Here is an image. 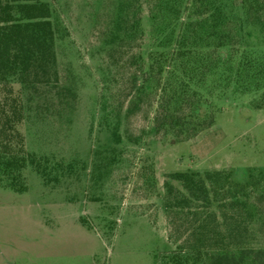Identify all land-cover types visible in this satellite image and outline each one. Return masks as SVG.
Here are the masks:
<instances>
[{"label":"rangeland","instance_id":"1","mask_svg":"<svg viewBox=\"0 0 264 264\" xmlns=\"http://www.w3.org/2000/svg\"><path fill=\"white\" fill-rule=\"evenodd\" d=\"M241 1L46 0L53 65L37 81H11L23 107V146L35 158L22 167L23 190L0 183V240L16 246L14 264H169L167 252L186 243L162 206L166 172L217 169L264 186L262 88L226 86L208 97L212 123L176 140L153 129V99H134L127 76L139 66L132 54L144 59L157 48L164 19L199 23L214 3L229 9L220 29L230 47L212 39L210 48L264 58V0L247 13ZM256 202L247 244L264 246V196Z\"/></svg>","mask_w":264,"mask_h":264},{"label":"trees","instance_id":"2","mask_svg":"<svg viewBox=\"0 0 264 264\" xmlns=\"http://www.w3.org/2000/svg\"><path fill=\"white\" fill-rule=\"evenodd\" d=\"M241 7L247 13L257 9V2L242 0ZM229 16V9L216 3L199 23L175 14L170 23L164 19L165 25L156 26L157 48L146 50L144 59L139 52L131 55L139 66L127 73L128 83L135 86L134 99H153L149 119L154 130L176 140L194 136L213 121L208 97L230 84L236 91L262 88L264 95L263 57L246 52L221 56L209 46L214 39V47H230V33L220 29ZM53 33L46 0H0V183L14 191L24 189L22 167L26 162L34 165L35 158L23 146V107L11 81L26 84L48 74L54 59ZM199 104L207 107L200 114L194 111ZM261 105L260 100L254 103ZM112 123L116 125V118ZM165 176L162 206L172 232H179L186 243L167 252L166 262L255 264L257 257L264 262V246L247 244L254 213L249 206L264 196L257 179L232 181L217 169L171 171ZM209 241L218 243L211 246Z\"/></svg>","mask_w":264,"mask_h":264},{"label":"crops","instance_id":"3","mask_svg":"<svg viewBox=\"0 0 264 264\" xmlns=\"http://www.w3.org/2000/svg\"><path fill=\"white\" fill-rule=\"evenodd\" d=\"M13 250H16V246L13 243H2L0 240V264H14V256L12 255ZM26 251L27 249L24 250V253H26ZM25 263L26 261L23 260L20 264Z\"/></svg>","mask_w":264,"mask_h":264}]
</instances>
